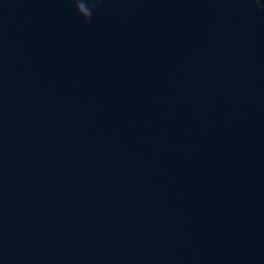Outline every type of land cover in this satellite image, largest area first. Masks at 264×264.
<instances>
[{
  "label": "water",
  "instance_id": "1",
  "mask_svg": "<svg viewBox=\"0 0 264 264\" xmlns=\"http://www.w3.org/2000/svg\"><path fill=\"white\" fill-rule=\"evenodd\" d=\"M264 0H0V264H264Z\"/></svg>",
  "mask_w": 264,
  "mask_h": 264
},
{
  "label": "clouds",
  "instance_id": "2",
  "mask_svg": "<svg viewBox=\"0 0 264 264\" xmlns=\"http://www.w3.org/2000/svg\"><path fill=\"white\" fill-rule=\"evenodd\" d=\"M78 13L85 19L91 20L94 11H96L103 0H72ZM258 4V0H256ZM264 8V6H261Z\"/></svg>",
  "mask_w": 264,
  "mask_h": 264
}]
</instances>
